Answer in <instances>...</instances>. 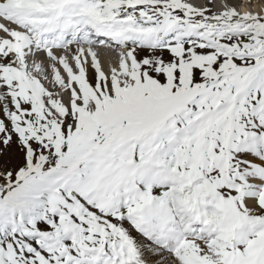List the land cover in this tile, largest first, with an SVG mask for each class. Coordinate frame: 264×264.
<instances>
[{"label":"snow or ice","instance_id":"6c2138e0","mask_svg":"<svg viewBox=\"0 0 264 264\" xmlns=\"http://www.w3.org/2000/svg\"><path fill=\"white\" fill-rule=\"evenodd\" d=\"M0 264H264V0H0Z\"/></svg>","mask_w":264,"mask_h":264}]
</instances>
